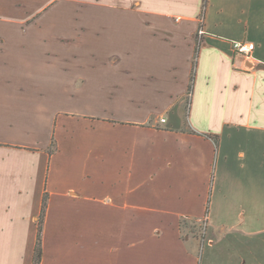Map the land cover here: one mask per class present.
Masks as SVG:
<instances>
[{
    "label": "crops",
    "instance_id": "0c3cea01",
    "mask_svg": "<svg viewBox=\"0 0 264 264\" xmlns=\"http://www.w3.org/2000/svg\"><path fill=\"white\" fill-rule=\"evenodd\" d=\"M238 133L264 148V0H0V264H35L45 196L39 264L257 263Z\"/></svg>",
    "mask_w": 264,
    "mask_h": 264
},
{
    "label": "rangeland",
    "instance_id": "374dc122",
    "mask_svg": "<svg viewBox=\"0 0 264 264\" xmlns=\"http://www.w3.org/2000/svg\"><path fill=\"white\" fill-rule=\"evenodd\" d=\"M239 139V142L242 144H240L239 146V151H244V153H246L247 155H249L252 152H259L260 155L264 154V148L262 149L260 146L256 149H254L252 152L250 150V147L247 145V142L245 141V139H248V136L246 134H242V133H238L236 134ZM243 138V140H241ZM253 149V148H251ZM236 151V150H235ZM234 151V153H236ZM219 157V156H218ZM249 157H247V159H249ZM215 177H217V174H215ZM214 185V183H213ZM237 212H235L233 214V218L238 221V222H242L243 220H241V215H244V218L247 217V212L245 210H236ZM194 231L197 233V235L201 236L202 238H204V234L202 233V227L201 225H195V229ZM243 239H253V241L257 242L258 244L256 246H254L253 248L256 250L257 254L259 255V261L257 263L254 264H264V224L262 221H260L259 223H256L252 226V228H250V230H248V232L246 231L245 234L243 235ZM203 243H201V250H203L204 245Z\"/></svg>",
    "mask_w": 264,
    "mask_h": 264
},
{
    "label": "trees",
    "instance_id": "16d2710c",
    "mask_svg": "<svg viewBox=\"0 0 264 264\" xmlns=\"http://www.w3.org/2000/svg\"><path fill=\"white\" fill-rule=\"evenodd\" d=\"M205 4H207V0H205ZM201 48V42L197 41L196 44V48H195V55H194V59H193V68H192V75H191V79H190V84L188 87V100L187 103L189 104L190 101V97L192 95L193 92V86H194V81H195V70H196V66H197V59H198V55H199V51ZM212 138L216 145L219 144V138L218 136H207ZM54 143L52 144L53 147ZM55 147V145H54ZM54 150L50 149V153H53ZM46 208H47V196L44 197V201H43V205H42V211H41V216H40V222H39V232H38V238H37V243H36V250H35V264H39L40 260H41V256H42V250H41V232H42V224H43V219L45 216V212H46ZM181 226L183 227H192L193 229H195V223H188L187 220H182L181 221Z\"/></svg>",
    "mask_w": 264,
    "mask_h": 264
},
{
    "label": "built area",
    "instance_id": "2783aa9c",
    "mask_svg": "<svg viewBox=\"0 0 264 264\" xmlns=\"http://www.w3.org/2000/svg\"><path fill=\"white\" fill-rule=\"evenodd\" d=\"M203 33L204 32L202 30H200L199 35H203ZM233 48H234V51L236 53L243 54L245 56H249L250 53L254 49V44L245 43V42H234L233 43ZM165 122H166L165 119H161V123H165ZM206 222H207L206 218L200 219L199 221H197V223H199L201 225V227H202V233L203 234L205 233V230H206Z\"/></svg>",
    "mask_w": 264,
    "mask_h": 264
}]
</instances>
